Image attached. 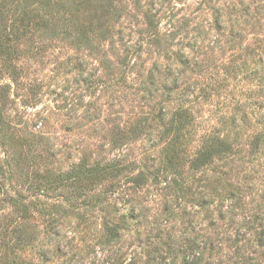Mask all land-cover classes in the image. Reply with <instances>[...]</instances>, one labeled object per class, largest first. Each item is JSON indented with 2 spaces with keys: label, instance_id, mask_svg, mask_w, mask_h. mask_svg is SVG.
<instances>
[{
  "label": "rangeland",
  "instance_id": "1",
  "mask_svg": "<svg viewBox=\"0 0 264 264\" xmlns=\"http://www.w3.org/2000/svg\"><path fill=\"white\" fill-rule=\"evenodd\" d=\"M0 29V222L25 224L0 264H264V0H0ZM110 162L81 198L58 179ZM29 185L23 220L1 199Z\"/></svg>",
  "mask_w": 264,
  "mask_h": 264
},
{
  "label": "trees",
  "instance_id": "2",
  "mask_svg": "<svg viewBox=\"0 0 264 264\" xmlns=\"http://www.w3.org/2000/svg\"><path fill=\"white\" fill-rule=\"evenodd\" d=\"M63 32L65 33V31ZM3 38H5V33L0 29V53H3V51H5L2 45ZM183 120L184 114L183 112H179L176 116L173 117L171 124L174 123V126H176L177 123H183ZM207 143L208 144L205 145V149L194 158L192 162L193 167L197 168V166L199 165H205L206 163L210 162L215 156L219 154H225L230 150V145L225 137L214 136L210 138ZM164 166L167 170H174L175 162L173 161V158L168 157L165 160ZM122 169L123 168L119 167L118 164H114L113 162L105 163L102 165H83V163H79L59 176L58 179L62 183L61 185L63 187L71 189L72 194L76 196V198H81L87 195V193L90 191L89 187L92 185H103L106 181L110 180L117 181V177L120 175ZM144 176L145 174L139 172L135 174L130 180L139 184L140 182H143L145 180ZM28 187L29 188L27 192L29 193L30 197L24 196L23 194L14 191L12 192V194H8L7 199H1V201L7 202L8 206L13 212L20 213L23 220H26L29 216L28 214L32 213V207L35 208V210L33 211H39L42 214L46 213V208H44L39 202L35 203L33 200V196L40 194L43 188L39 185H29ZM34 204H38V206ZM22 222L23 221L16 222V225L10 228L9 231L6 227H4L5 225H1L0 222V248L7 247V244L5 243L3 238L6 239L9 234H21V231L25 226V224H23ZM106 222L107 223L103 225V234L105 235V237L109 238L110 240L117 238L119 235L118 224L119 222H121L120 218L115 221ZM8 261L10 264L16 263L15 259H10Z\"/></svg>",
  "mask_w": 264,
  "mask_h": 264
}]
</instances>
